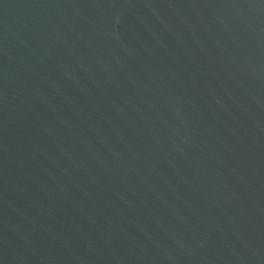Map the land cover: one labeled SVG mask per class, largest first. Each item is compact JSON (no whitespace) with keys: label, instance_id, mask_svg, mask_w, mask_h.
Returning a JSON list of instances; mask_svg holds the SVG:
<instances>
[{"label":"water","instance_id":"obj_1","mask_svg":"<svg viewBox=\"0 0 264 264\" xmlns=\"http://www.w3.org/2000/svg\"><path fill=\"white\" fill-rule=\"evenodd\" d=\"M0 264H264V0H0Z\"/></svg>","mask_w":264,"mask_h":264}]
</instances>
